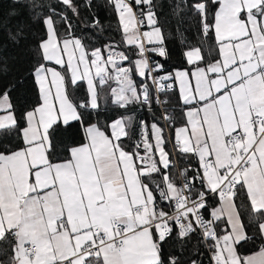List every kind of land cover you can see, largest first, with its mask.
<instances>
[{"label": "snow or ice", "instance_id": "obj_1", "mask_svg": "<svg viewBox=\"0 0 264 264\" xmlns=\"http://www.w3.org/2000/svg\"><path fill=\"white\" fill-rule=\"evenodd\" d=\"M56 5L30 3L35 101L0 84V264H264V0H174V65L160 0H106L100 46L94 0Z\"/></svg>", "mask_w": 264, "mask_h": 264}, {"label": "trees", "instance_id": "obj_2", "mask_svg": "<svg viewBox=\"0 0 264 264\" xmlns=\"http://www.w3.org/2000/svg\"><path fill=\"white\" fill-rule=\"evenodd\" d=\"M49 2L53 6L59 7L56 5V0H49ZM30 3L31 0H0V84H7L13 80H22V82L16 83L12 92L13 102L21 109L35 101V89L32 79L26 75L31 64V56L27 52V46L34 41L42 30V26L35 24L32 20ZM160 3L161 19L165 21V28L169 33L168 45L173 54V58L168 64L174 65L180 60V53L183 49L181 40H186L191 44L197 42L195 22L189 17H185L183 23L179 22V19L172 14L171 5L174 0H160ZM91 11L99 16L101 23L106 29L102 34H98L95 37V45L100 46V43L107 42L109 39L119 42L121 36L116 31L115 14L106 5V0H94V6ZM81 13L83 18L89 15V10L82 8ZM73 23L76 24L77 21L74 20ZM21 28L27 39H22L20 44H17L9 39L8 33H15ZM177 29L179 30L177 31ZM89 35H92V33L89 32ZM146 117V110L138 115L140 119Z\"/></svg>", "mask_w": 264, "mask_h": 264}]
</instances>
